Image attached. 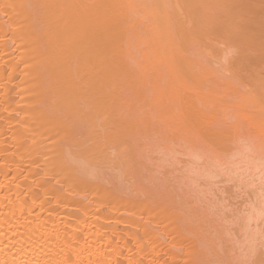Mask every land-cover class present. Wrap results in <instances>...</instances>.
<instances>
[{
  "label": "bare ground",
  "instance_id": "1",
  "mask_svg": "<svg viewBox=\"0 0 264 264\" xmlns=\"http://www.w3.org/2000/svg\"><path fill=\"white\" fill-rule=\"evenodd\" d=\"M0 264H264V0H0Z\"/></svg>",
  "mask_w": 264,
  "mask_h": 264
}]
</instances>
